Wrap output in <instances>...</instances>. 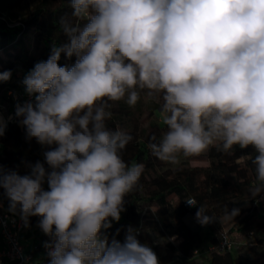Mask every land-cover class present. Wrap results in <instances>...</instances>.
Returning a JSON list of instances; mask_svg holds the SVG:
<instances>
[{
  "label": "clouds",
  "instance_id": "9594fccd",
  "mask_svg": "<svg viewBox=\"0 0 264 264\" xmlns=\"http://www.w3.org/2000/svg\"><path fill=\"white\" fill-rule=\"evenodd\" d=\"M70 7L59 22L67 42L25 74L34 100L15 106L26 138L48 149L44 162L24 175L0 166V196L25 227L40 218L37 227L51 238L48 264H160L137 229L129 226L123 241L105 234L144 172L123 158L133 136L108 126L113 104L135 107L142 93L160 104L165 130L148 148L161 161L251 146L250 196H260L264 0H70ZM62 54L74 62L61 66ZM11 76L0 72V82ZM6 127L0 116V137ZM239 214L226 205L223 219ZM195 218L201 226L217 221L203 204Z\"/></svg>",
  "mask_w": 264,
  "mask_h": 264
},
{
  "label": "trees",
  "instance_id": "16d2710c",
  "mask_svg": "<svg viewBox=\"0 0 264 264\" xmlns=\"http://www.w3.org/2000/svg\"><path fill=\"white\" fill-rule=\"evenodd\" d=\"M72 11L70 0H0V72H12L9 81L0 82L4 116L15 110L7 91L24 87L21 83L24 75L36 62L49 57L53 44L67 42L59 22L61 17L71 16ZM74 59L67 60L62 54L59 63L71 64ZM112 111L108 126L119 127L133 136L123 158L129 163H142L144 172L137 188L125 198L126 210L121 213V219L113 221L112 227L105 231L109 239L123 241L131 226L138 230V239L153 248L160 264H264V193L255 198L250 196V188L255 183V166L251 162L257 155L255 150L251 146L246 149L235 146L228 154L213 147L204 154L206 166L183 162L169 167L148 148L151 137L159 139L158 134L146 133L131 109L121 101L113 104ZM6 123L5 134L0 137V166L21 175L28 174V165L44 162L43 152L48 149L35 139L26 138L25 128L16 116L14 122ZM171 195L177 198V205L170 201ZM189 197L196 206L183 205ZM200 204L206 205L208 214L217 218L203 226L208 228L204 235L185 221L186 215H195ZM226 205L229 210L240 209L234 220L223 219ZM0 211L10 213L3 196H0ZM39 219L29 218L30 226H24L23 236L30 239L28 248L34 258L40 264H48L41 247L51 238L37 227ZM228 225L226 234L230 240L231 233H236L240 238H247V242L234 244L228 252H208L206 247L215 242L214 234ZM150 232L156 233L160 241L150 242ZM184 250L193 255H180ZM198 251L201 252L197 255Z\"/></svg>",
  "mask_w": 264,
  "mask_h": 264
},
{
  "label": "built area",
  "instance_id": "2783aa9c",
  "mask_svg": "<svg viewBox=\"0 0 264 264\" xmlns=\"http://www.w3.org/2000/svg\"><path fill=\"white\" fill-rule=\"evenodd\" d=\"M7 95L11 99L14 107L17 103L23 104L26 101L34 100V97H29L25 93L24 87L19 89H9ZM0 110V116L3 117L4 121H15V110L7 116H4L3 106L1 105ZM186 200L194 201V199L189 197L183 201L185 207H191ZM24 232V224L18 215L0 211V264H40L37 259L34 258L28 245L23 243L22 237ZM214 236L216 238L215 242L206 247L208 252L215 251L224 253L231 251L234 248V242L229 239L225 232L221 231L215 233ZM41 249L43 255L47 257L49 262V257L47 256L48 250L44 247V244Z\"/></svg>",
  "mask_w": 264,
  "mask_h": 264
},
{
  "label": "rangeland",
  "instance_id": "374dc122",
  "mask_svg": "<svg viewBox=\"0 0 264 264\" xmlns=\"http://www.w3.org/2000/svg\"><path fill=\"white\" fill-rule=\"evenodd\" d=\"M121 102L124 105L128 106L124 101ZM129 108L131 109L133 116L137 118L139 125L146 129V133L158 134L159 136L162 135L163 131L165 130V126L162 123L161 111H160V107L157 106V102L147 99L146 96L142 93L141 100L137 103V105L135 107H129ZM126 122L128 123L129 120H126ZM205 153L199 156L187 157V158L181 156L179 158L180 162L178 164H172L166 162V165L169 167H174L185 162L190 166H206L208 164V161L206 160V158H204ZM169 199L174 205L178 204V200L175 196L171 195ZM185 221L189 224L191 228L199 230L202 235L208 233V228L201 226L197 222L195 215H190V214L186 215ZM228 228H230V225L223 228L222 231L226 233ZM149 237H150L149 241L152 243H156L160 241V239L154 232H150ZM230 238L232 239L231 241L234 242V244L247 242V238L246 239L240 238L239 235H237L236 233L234 234L231 233ZM22 241L26 245H29L31 243L30 239L24 236L22 237ZM200 252L198 251L196 254L198 255ZM179 254L185 255L187 257H191L193 255V253H190L188 250L179 252Z\"/></svg>",
  "mask_w": 264,
  "mask_h": 264
}]
</instances>
